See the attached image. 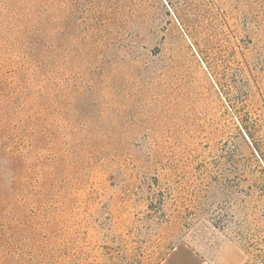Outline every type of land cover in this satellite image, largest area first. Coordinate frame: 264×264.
I'll return each mask as SVG.
<instances>
[{
	"label": "rangeland",
	"instance_id": "374dc122",
	"mask_svg": "<svg viewBox=\"0 0 264 264\" xmlns=\"http://www.w3.org/2000/svg\"><path fill=\"white\" fill-rule=\"evenodd\" d=\"M264 0H0V264H254Z\"/></svg>",
	"mask_w": 264,
	"mask_h": 264
},
{
	"label": "trees",
	"instance_id": "16d2710c",
	"mask_svg": "<svg viewBox=\"0 0 264 264\" xmlns=\"http://www.w3.org/2000/svg\"><path fill=\"white\" fill-rule=\"evenodd\" d=\"M254 264H264V249H259V253L256 255Z\"/></svg>",
	"mask_w": 264,
	"mask_h": 264
},
{
	"label": "crops",
	"instance_id": "0c3cea01",
	"mask_svg": "<svg viewBox=\"0 0 264 264\" xmlns=\"http://www.w3.org/2000/svg\"><path fill=\"white\" fill-rule=\"evenodd\" d=\"M172 259L177 262V251H174L162 264H170Z\"/></svg>",
	"mask_w": 264,
	"mask_h": 264
}]
</instances>
